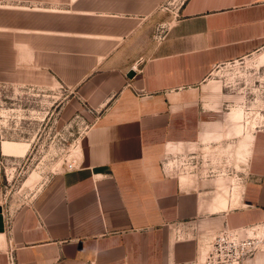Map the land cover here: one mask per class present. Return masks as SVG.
I'll return each instance as SVG.
<instances>
[{
  "label": "crops",
  "instance_id": "1",
  "mask_svg": "<svg viewBox=\"0 0 264 264\" xmlns=\"http://www.w3.org/2000/svg\"><path fill=\"white\" fill-rule=\"evenodd\" d=\"M144 1L0 0V85H59L66 116L91 123L75 168L7 209L8 223L0 212V264L10 249L16 264L187 263L201 236L264 218V112L249 132L210 78L264 49V0H183L157 41ZM3 138L0 160L13 157ZM177 153L231 163L241 190L173 170ZM221 180L236 206L217 203Z\"/></svg>",
  "mask_w": 264,
  "mask_h": 264
},
{
  "label": "rangeland",
  "instance_id": "2",
  "mask_svg": "<svg viewBox=\"0 0 264 264\" xmlns=\"http://www.w3.org/2000/svg\"><path fill=\"white\" fill-rule=\"evenodd\" d=\"M145 1L146 10L155 9V17L158 18L152 27L153 39L161 40L167 22L173 19L177 7L183 0ZM210 78L221 86L224 93L229 94L230 101L226 106L229 109L228 113L235 110L241 121L247 123L248 120H252L255 124V117L259 112H264V49L246 58L219 65L211 71ZM34 93L37 92L31 88L0 85V131L8 138H3L2 142L16 144L18 148L13 157H3L0 160V203L9 211L32 201L53 175L66 168L67 163L75 160L80 138L91 125L79 112L66 116L65 102L69 92L63 87L57 85L38 95ZM187 155L190 156L185 157ZM169 161L175 162L171 168L179 173L213 179L228 177L233 181V183L230 181L231 184L228 182L229 187L233 188V184H236L239 191L245 180V173L241 169L233 167L230 163L220 171L221 162L212 161L205 154L177 153L169 156ZM209 167L213 171H208ZM219 188L230 195L224 180L219 182L217 191ZM216 201L220 203L217 193ZM263 222L264 218L241 227ZM221 227L219 226L216 231ZM216 231L200 237L194 262L174 264H206L210 240ZM259 253L264 254V251Z\"/></svg>",
  "mask_w": 264,
  "mask_h": 264
},
{
  "label": "built area",
  "instance_id": "3",
  "mask_svg": "<svg viewBox=\"0 0 264 264\" xmlns=\"http://www.w3.org/2000/svg\"><path fill=\"white\" fill-rule=\"evenodd\" d=\"M189 156L190 155H187L185 157ZM75 167V160L67 163L66 165V169L70 170ZM208 171L211 172L213 170L211 169V167H209ZM0 206L1 211L7 210V207L5 205L0 204ZM6 212V220L8 223L9 212ZM262 251H264V222L248 227L237 228H229L225 225L217 230L211 238L209 250L205 258V263L244 264L245 261L249 260L257 253ZM192 262H194V260ZM7 264H16L13 251L11 249L9 250V253L7 255Z\"/></svg>",
  "mask_w": 264,
  "mask_h": 264
},
{
  "label": "bare ground",
  "instance_id": "4",
  "mask_svg": "<svg viewBox=\"0 0 264 264\" xmlns=\"http://www.w3.org/2000/svg\"><path fill=\"white\" fill-rule=\"evenodd\" d=\"M250 119H253V118H250ZM247 124H248V131L250 132L254 126V123L252 120H248ZM17 150H18V148L16 147V144H12V143L4 144L5 155L12 156L13 154L16 153ZM239 198L240 197L236 193H234L232 195V197H230L229 193L223 189L219 188L217 191V199L220 201V203H219L220 208H224L225 204L228 200H232L233 206H236L238 204ZM245 263H246V261H245Z\"/></svg>",
  "mask_w": 264,
  "mask_h": 264
},
{
  "label": "water",
  "instance_id": "5",
  "mask_svg": "<svg viewBox=\"0 0 264 264\" xmlns=\"http://www.w3.org/2000/svg\"><path fill=\"white\" fill-rule=\"evenodd\" d=\"M133 75H134V72L131 70L127 73L128 77H132ZM0 212H1V206H0Z\"/></svg>",
  "mask_w": 264,
  "mask_h": 264
}]
</instances>
